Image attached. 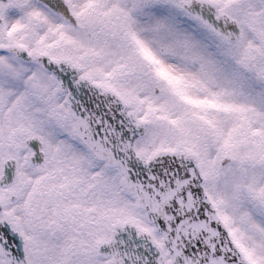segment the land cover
Returning a JSON list of instances; mask_svg holds the SVG:
<instances>
[{"label": "snow or ice", "instance_id": "obj_1", "mask_svg": "<svg viewBox=\"0 0 264 264\" xmlns=\"http://www.w3.org/2000/svg\"><path fill=\"white\" fill-rule=\"evenodd\" d=\"M0 264H264V0H0Z\"/></svg>", "mask_w": 264, "mask_h": 264}]
</instances>
